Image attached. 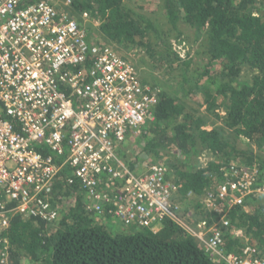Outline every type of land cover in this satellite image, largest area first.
I'll list each match as a JSON object with an SVG mask.
<instances>
[{"label":"trees","instance_id":"obj_1","mask_svg":"<svg viewBox=\"0 0 264 264\" xmlns=\"http://www.w3.org/2000/svg\"><path fill=\"white\" fill-rule=\"evenodd\" d=\"M126 1L66 0L74 9L56 7L73 18L88 11L98 20L104 37L128 48L142 45V39L152 32L159 37L157 19L129 7ZM157 2L158 14L176 41L160 38L162 56L156 62L176 63L182 82L166 91L161 83L158 86L141 77L156 90L153 120L147 121L140 133L127 135L123 145L142 139L144 151L123 161L136 172L143 152L161 160L170 156L167 178L180 184L175 195L194 198L199 210V216L192 219L179 214L189 225H195L200 219L212 221L220 214L208 210L203 198L212 191L222 164L235 161L249 166L255 161L260 173L264 172V155L252 151L253 146L264 151V0ZM181 21L206 36L208 52L201 67L191 68L194 56L187 48L183 55L178 50L180 45L189 44L178 27ZM191 99L204 108V113L196 115L199 110L189 105ZM220 107L224 108L222 115ZM235 141L246 143L248 148L238 150ZM122 144L117 148L121 157ZM206 155L212 159L202 166L200 158ZM51 200L61 212L53 221L19 214L10 217L0 234L6 238L7 251L6 263L0 264H21L24 259L34 264H227L228 255L240 256L248 244L256 247L252 258L264 254V194H252L243 205L222 210L229 224L223 229L220 255H211L202 242L171 219L150 228L125 226L129 229L124 233L112 232L107 206L103 215L88 209L78 183L69 185L57 179ZM64 200L67 203L63 206ZM3 245L0 241V252ZM41 250L45 251L42 256Z\"/></svg>","mask_w":264,"mask_h":264},{"label":"built area","instance_id":"obj_2","mask_svg":"<svg viewBox=\"0 0 264 264\" xmlns=\"http://www.w3.org/2000/svg\"><path fill=\"white\" fill-rule=\"evenodd\" d=\"M155 91L132 61L89 41L81 24L55 4L0 0V234L14 214L59 218L51 199L62 178L79 184L86 207L97 214L107 206L124 226L146 228L171 219L220 255L229 224L223 211L264 194V172L254 164H222L203 198L219 216L189 225L174 198L180 184L167 178L165 165L153 161L134 172L117 155L129 133L153 120ZM0 241V263H6V238ZM255 252L248 244L225 260L264 264V254L252 258Z\"/></svg>","mask_w":264,"mask_h":264},{"label":"rangeland","instance_id":"obj_3","mask_svg":"<svg viewBox=\"0 0 264 264\" xmlns=\"http://www.w3.org/2000/svg\"><path fill=\"white\" fill-rule=\"evenodd\" d=\"M53 2L55 5L62 6L69 10V9H74L73 6H67L66 5V0H49ZM126 4L129 7H132L135 10H138L140 12H143L146 14L150 19H157V24H158V30L160 33V36L157 37L155 34L152 32L151 35L146 36L144 39H142L143 44L140 46H134V47H126L123 43H116L112 40L107 39L102 35L101 32H99L98 29V20L93 18L88 11H82L78 12L74 17L85 27L87 32L89 33L90 38L92 41H95L97 43H107L111 45L114 49H117L120 53H122L125 57H127L130 61L134 62L138 67H139V74L141 77H145L147 80L151 82H156L158 83V86L161 83V87L166 90H174L175 88L178 87V85L181 84L182 78L180 75V71L178 68H175L174 65L176 63L170 61H162L164 64H159L156 62L159 57L162 56V47L159 46L160 38H166L168 39V42H174L176 41L174 36V32L171 30V32L168 30L169 26L165 24L163 19L160 18L159 10H158V2L157 0H128L126 1ZM70 11V10H69ZM76 13V12H75ZM178 27L181 31H183V34L186 35V41L189 43L186 46L180 45L178 47L179 52L181 55H183L184 51L183 49H188L189 53L194 56L192 59V64L191 68L193 67H201L206 63V56H207V49H208V44L206 40V36L203 35V33H195L192 27H190L188 24H185L183 21H181L178 24ZM160 49V50H159ZM201 65V66H200ZM201 69V68H200ZM201 99V97H200ZM189 105L192 107H197L198 112H196V115L198 116L202 112L204 113V108L199 107L196 105V102L191 99L189 100ZM219 115H222L224 112V108L220 107L218 109ZM211 121H214V118L208 117ZM216 121V120H215ZM141 140L136 141V140H131L124 145L122 144V151L124 153V156H119L122 160H128L130 158H134V156L138 152L144 151L142 148ZM235 146L238 150L244 151L248 147L246 143H243L241 141H235ZM250 148V147H249ZM252 151L254 153H261L264 155V151H259L258 148L253 146ZM144 154L141 155L140 159V165H139V170L141 167L149 162L157 161L161 162L163 165L167 166L166 164L168 159H170V156H164L163 160L161 159H156L152 154ZM167 155V154H166ZM147 156V157H146ZM241 156V155H239ZM173 157V156H172ZM211 161V157L209 155L204 156L202 158L201 162L202 164L207 163ZM253 164H256L255 161ZM65 197H63L64 199ZM188 198V197H187ZM66 200V199H65ZM63 201V206L66 205V201ZM175 201L179 203V212L182 215L187 216L188 218H196L199 216V210L196 208L197 201H195L194 198L190 197V199H186L182 197L181 194L175 195ZM110 224L112 226H108V228L112 232H126L129 228L125 227L120 219L112 216ZM239 232V231H237ZM45 251L41 250L40 256L44 255ZM21 264H34L31 261H28L27 259L22 260Z\"/></svg>","mask_w":264,"mask_h":264}]
</instances>
